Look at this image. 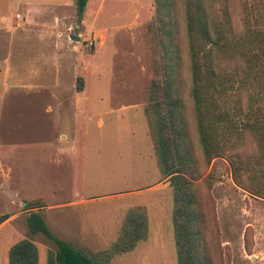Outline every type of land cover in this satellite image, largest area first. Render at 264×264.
<instances>
[{"label":"rangeland","instance_id":"1","mask_svg":"<svg viewBox=\"0 0 264 264\" xmlns=\"http://www.w3.org/2000/svg\"><path fill=\"white\" fill-rule=\"evenodd\" d=\"M67 4L52 8L69 24L60 26L58 36L64 39L63 51L85 59L84 70L67 71V65L57 69L60 84L57 81L52 89L71 97L78 92L81 78L82 90L89 96L87 114L80 108L75 114L63 111L54 115L55 101L45 86L4 89L0 84V217L8 216L0 224V264H8L9 247L27 237L37 247L38 264H46L47 251L56 248L42 235L29 234L26 219L30 212H39L56 238L93 255L117 238L126 214L120 212L148 206L155 200L147 193L152 189L164 191L161 207L165 210L154 212L162 218L159 226L148 228L145 241L110 264H177L172 191L156 166L143 112L152 77L147 25L155 16L154 2L107 0L104 14L114 10L115 16L108 19L109 26L111 20L114 22V28L128 24L141 4L144 11L137 26L114 29L105 47L97 44L91 49L85 40L94 41L93 35L88 28L81 29L82 17L78 18ZM23 11L19 1L0 0V26H8L11 21L22 23ZM233 13L237 16L239 9H233ZM104 22L105 18L99 24ZM69 34H81V42L71 40ZM47 80L51 81V76ZM52 143H70L73 148L60 151L53 149ZM159 176L162 184L154 186ZM204 177L201 199L214 264H264V200L234 184L231 168L223 158H215ZM73 191L95 198L73 213L74 218H96L95 223L81 222L82 228L87 226L83 230L86 239L81 238L79 224L74 229L64 224L63 217L68 214L62 213V205L71 202ZM32 201H39L41 207L29 209L27 205ZM92 210L96 213H90ZM113 215L114 219L122 216L114 222V228L112 224L101 227V219Z\"/></svg>","mask_w":264,"mask_h":264},{"label":"trees","instance_id":"2","mask_svg":"<svg viewBox=\"0 0 264 264\" xmlns=\"http://www.w3.org/2000/svg\"><path fill=\"white\" fill-rule=\"evenodd\" d=\"M87 1L75 0L78 18ZM231 1L153 0L147 25L152 77L143 112L156 166L172 191L177 264L215 263L200 189L215 158L228 162L237 187L264 200V0ZM26 225L30 235L54 242L46 264H110L148 237L143 207L130 208L117 238L93 255L56 238L39 212ZM7 263L38 264L36 245L28 237L16 242Z\"/></svg>","mask_w":264,"mask_h":264},{"label":"crops","instance_id":"3","mask_svg":"<svg viewBox=\"0 0 264 264\" xmlns=\"http://www.w3.org/2000/svg\"><path fill=\"white\" fill-rule=\"evenodd\" d=\"M16 1H19L23 6L25 11H23L25 20L20 24H18L16 21L15 23L11 21L8 26H4L2 24V26H0V84L2 85V88L6 89L12 87L16 88L17 86L27 87L42 85L45 86L48 91L50 90V92H52L51 95L55 101L54 115H58L63 111L75 114L76 110L78 112L80 108L83 109L84 113L87 112L86 103L89 101V96L85 90L78 91L73 96L68 97L67 95L63 96L59 93L56 94L52 89V87L58 81L56 79L57 69H61L64 65H67L69 66L67 69H65L67 71L73 72L75 69H78V71L81 72V68L84 70L85 59L79 58L76 55L62 50V41L64 39L59 38L58 31L61 25L67 26L69 24L63 22L61 17L59 15L56 16L54 14V10H52L55 5L64 6L69 2L70 10L76 14L75 0ZM106 1L107 0H88L82 15V20L80 22V24L83 26L81 29L88 28L87 32L93 35L95 43L94 48L97 44L100 48L105 47L107 39L110 36H114V34H111V32H114V29H123L129 24H131V27L137 26L136 24H138L140 19L141 11H144V4H141L139 9L133 14L128 24L118 25L114 28V22L112 20L110 21L111 26H109L108 22V19L115 16L114 10L108 14H104V5ZM66 6H69V4ZM103 17L106 19V22L100 25V21H104ZM1 21L4 22L5 19H1ZM70 23L72 24V27L75 26L72 20ZM77 27L79 28V26ZM78 35L81 37V34ZM48 76H51V81L47 80ZM57 84H60L59 81ZM66 102L69 103V106H65ZM47 111H51L50 106L47 107ZM71 114L70 116H72ZM101 114L102 113L99 115ZM69 144L66 143L64 146H60L58 144L52 143V148L66 152L67 149L71 150L73 148H70ZM159 180L160 176L154 182V186L162 184V182H159ZM162 192L164 191H153V189L152 191H148V196L154 197L155 200L151 201L148 206H145L144 204L142 205L145 207L148 215L149 230L152 229V227L156 224L159 226L162 220L158 213H154L157 209L165 210V208L163 209L161 207V202H165L161 198ZM109 197L114 198L112 196ZM70 198L71 202L69 201L62 205V208H65L62 213L68 214V216L65 215L66 218L63 217L64 224H68L71 229H74L75 224H79L78 228L81 231V238H83V230L87 226L82 228L81 222H88V220H91L95 223L97 222L96 218L92 216H88L87 219L85 217L74 218L73 213H75L74 211H77L79 207L93 202L95 198L86 197L84 195L82 196L76 191H73V194L70 195ZM90 213L94 214L96 212L92 210ZM122 213L125 214L126 210L125 212H120V215ZM120 215L116 216L115 219L114 215L102 218L100 221L101 227L103 225L109 226L112 224V227L114 228V222L120 218ZM120 219H122V216ZM99 234L102 236L101 232H99Z\"/></svg>","mask_w":264,"mask_h":264},{"label":"built area","instance_id":"4","mask_svg":"<svg viewBox=\"0 0 264 264\" xmlns=\"http://www.w3.org/2000/svg\"><path fill=\"white\" fill-rule=\"evenodd\" d=\"M86 42V47L91 49L92 47H94V41L93 40H85Z\"/></svg>","mask_w":264,"mask_h":264},{"label":"water","instance_id":"5","mask_svg":"<svg viewBox=\"0 0 264 264\" xmlns=\"http://www.w3.org/2000/svg\"><path fill=\"white\" fill-rule=\"evenodd\" d=\"M69 37H70V39L73 40V41L81 42V39H80L79 37L75 36V35H70Z\"/></svg>","mask_w":264,"mask_h":264}]
</instances>
